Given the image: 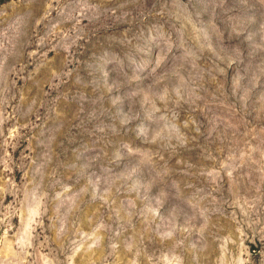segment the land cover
Returning <instances> with one entry per match:
<instances>
[{
  "label": "rangeland",
  "instance_id": "1",
  "mask_svg": "<svg viewBox=\"0 0 264 264\" xmlns=\"http://www.w3.org/2000/svg\"><path fill=\"white\" fill-rule=\"evenodd\" d=\"M0 264H264V0H0Z\"/></svg>",
  "mask_w": 264,
  "mask_h": 264
}]
</instances>
